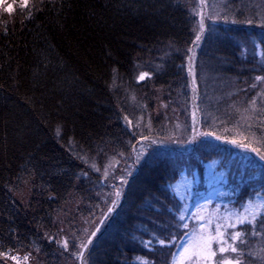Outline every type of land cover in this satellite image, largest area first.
<instances>
[{
    "label": "trees",
    "instance_id": "obj_1",
    "mask_svg": "<svg viewBox=\"0 0 264 264\" xmlns=\"http://www.w3.org/2000/svg\"><path fill=\"white\" fill-rule=\"evenodd\" d=\"M219 5L211 11L207 5V16L229 20H206L214 27L206 31L195 60V91L186 59L196 25L191 0H31L9 18L1 16L0 252L20 250L55 264L58 253L74 250L86 222L75 221L69 250L49 237L63 240L75 209L86 219L104 202L92 190L102 180L95 159L115 150L128 157L133 146L147 142L142 137L160 138L166 109L177 111L194 96L204 129L264 151V109L250 107L264 103V82L255 79L264 76V63L251 60L257 58L252 38L264 39V0ZM169 44L177 48L169 50ZM142 71L150 75L138 81ZM205 88L213 90L210 100ZM147 119L150 135L142 122ZM179 163L169 152L142 163L114 218L94 241L93 264H132L135 252L143 255L137 251L142 243L129 242L140 235L141 225L147 231L166 223L163 205L170 201ZM238 176L234 181L241 189L231 191L235 207L264 184V173L255 180L249 173ZM72 192L82 197L81 205L63 219V210L73 207ZM258 224L255 234L248 224L242 231L248 238L263 236L257 243L264 255V229ZM246 242L239 247L256 260ZM144 254L156 259L154 251Z\"/></svg>",
    "mask_w": 264,
    "mask_h": 264
},
{
    "label": "rangeland",
    "instance_id": "obj_2",
    "mask_svg": "<svg viewBox=\"0 0 264 264\" xmlns=\"http://www.w3.org/2000/svg\"><path fill=\"white\" fill-rule=\"evenodd\" d=\"M22 0H0V15L2 12L6 9H8V6L11 5V10H7L3 13V16L5 18H9L10 15L14 14L16 8L21 6ZM220 0H203V11L205 15L207 16V5L209 6V10L211 11L213 8L217 7L222 8L219 5ZM201 4V0H191V5L194 8L197 5ZM219 6V7H218ZM196 11H200V8H196ZM192 13L196 16V22L199 20V16L195 14V12L192 10ZM201 46V44H200ZM243 46V50L246 47ZM239 47V45H238ZM169 50H175L177 46L175 44H169L168 45ZM200 48V47H199ZM199 48H195V60L198 54ZM264 53V45L259 46L255 51V56L257 58H251V60H260L261 61V54ZM246 53L242 52L241 56L245 58ZM188 65V63H187ZM195 74V73H194ZM146 78V77H145ZM189 78L191 79L190 83L192 85V79L193 77L189 75ZM139 81V80H138ZM195 87H197V80ZM214 87V86H213ZM206 95L209 96V100L213 97L214 93L213 90L209 88H205ZM193 99V98H192ZM185 102V104H184ZM182 104L185 107L178 106L177 111L174 109H166L165 111V117H167L168 121L163 119V132L160 134V138H151L150 140L156 141V143L152 144L150 147L147 148L145 152V159L142 160L140 165H137V170L133 174V178H135L142 167V163H145L147 159H156V157L164 155L165 152H169L170 154H175V156L178 158V160L181 161L177 165V172L175 178L172 180V183L170 184V201L165 203L163 205V210H167L164 213V219L166 221L165 224L159 226L158 229H148L147 231L144 230V226L141 225V233L138 237H135L132 241L129 242V244L132 246L140 245L141 241H147V238L150 237L148 240H152V244L150 247H145L144 243H142V246H144V249L137 250L138 252H141L143 255L139 257L136 252L133 255V258L131 260L132 264H142L143 259H147L150 264H167L168 262V255H171L174 250V246L172 245H166L161 246L154 239H152L153 235L159 236L160 238H167L168 233L171 231H176V229L173 227L175 224V217L173 212L170 211V209L177 203V201L180 199V197H183V203L187 204L189 211V228H192L194 225H197L198 223L202 221H198L192 214L197 212V205H200V215L204 216L206 219L213 216V215H222L227 211H233V212H240L243 214V208L241 206L239 207H233L232 204H234L233 194L238 193L241 189V185L234 181L235 178L239 179L240 177H236L237 175H243V173H249L250 179L255 180L257 177L261 176L262 173H264V162H260L259 158L255 155V153H252L249 150L243 149L238 147L237 145H233L228 142V140H216L215 135L210 137H205L203 135H199L203 132H209L207 129L202 126L200 119V112H199V105L197 104L196 98L192 102H186L184 101ZM198 105V109L196 111V137L192 140L191 143H187L186 141L192 137L193 132V121H192V112H193V104ZM247 107V106H246ZM250 107H259L261 109H264V103L257 102V106L253 103L250 105ZM166 107H163V109ZM184 108V109H183ZM185 110V115H181L180 112ZM200 118V119H199ZM214 117H211V119ZM145 126L147 129V132L153 133L154 130H151L150 126V119H147L145 121ZM207 127H209V124H206ZM142 144H147V142H143ZM141 143H137L135 145V148L137 150H140ZM199 146L200 150L195 151V148ZM223 152V154H220L216 157H205L208 156V152L211 154L213 151ZM163 152V154H161ZM172 152V153H171ZM193 157L189 158L187 157L192 155ZM180 155V156H178ZM100 161V159H102ZM127 155L123 153H119L118 150H115V152H106L103 153L101 157H97L94 161L95 168L100 169L101 173V182L97 183V187L94 186L92 190H94L93 194L96 195L98 198L105 199L108 198V194L113 190L112 186L119 184L118 177L123 174V170L126 167L127 163H130L127 159ZM250 161H253L254 164L250 163ZM107 168L108 176H104V170ZM233 178V181L230 180ZM235 177V178H234ZM133 178L129 179V183ZM103 181H108L107 185H103ZM90 182V181H88ZM87 182V184H88ZM92 185V184H89ZM229 185L231 187H229ZM128 188V187H127ZM240 188V189H239ZM89 189V187H88ZM231 191H234L232 194ZM230 192V193H229ZM72 198H71V205L73 206L72 209H68L70 211V214H66L67 208H65L61 214V217L63 219H66L68 216H73V209L80 207L81 204L79 202L81 201L82 197H76V195L72 192ZM232 196V199H231ZM255 200V197L252 198ZM124 201L122 199L121 203ZM245 202V201H244ZM242 202V203H244ZM242 205V204H241ZM166 206V207H165ZM219 206V207H218ZM159 210H162V206H157ZM233 207V208H232ZM105 208L104 202H102V205L98 207L95 210L94 216H88L86 219L83 215H79L76 212V209L74 210V217L72 218V225L66 227L65 236L64 239H67V241H70L71 238L75 237L74 229L72 226H76V224H80L84 221L88 226L84 225V228L82 229V232L79 236V238H83L84 230L85 229H91L93 227L94 221H98L100 217V212L102 209ZM165 208V209H164ZM118 210V208H117ZM116 210V211H117ZM111 214L108 220L105 221V225L107 226L112 219L114 218V215L116 213ZM143 215V212L141 213ZM66 217V218H65ZM76 219V220H75ZM261 220V217L258 215L257 219L255 221V225L259 223ZM76 221V224H75ZM143 221H146L143 219ZM74 222V223H73ZM83 222V223H84ZM248 224L247 222L243 225ZM243 225H237L236 229L237 231H240V227ZM250 225V224H248ZM253 227L252 225H250ZM260 226V230L264 229V223ZM214 227V224H213ZM106 227L102 228V232L105 230ZM187 231L186 229H180L177 231V237L183 235V233ZM234 231L233 229L229 228L228 232ZM241 232V237H239L235 243L234 246L237 247L238 251L236 253H225L224 255L227 256L229 259L238 260L239 264H254L253 262L257 264H264V255L260 252L261 247L257 243L258 238L261 239L263 236H260L258 234L257 236H250L251 238H256L255 241H252L251 238L246 236V234L243 235V231ZM101 233L97 234V237ZM61 236V235H60ZM141 236H144L145 239L142 240ZM97 238H94V241ZM93 241V243H94ZM241 241H247L250 245V247L247 245V250L252 251V256L255 257L256 260H259L257 262L256 260H252L250 257L247 259L244 256V253L247 251L242 247H239L241 245ZM231 243V241H229ZM78 241L76 242V247L74 250H68L65 251V253H58L57 256L54 259L55 264H80L79 259L75 255L76 251L78 250ZM91 248V246H90ZM242 249V251H241ZM150 251H154L156 259L153 260L151 258H148L145 256L144 253H148ZM19 256H17L20 259L21 264H45L44 261L37 259L36 257H32L30 253L28 252H21L20 250L17 251ZM57 252V251H56ZM28 256V260L25 261L23 258L24 256ZM219 255V254H218ZM12 256H15L13 254H8L6 256L0 255V264H16L14 260L11 259ZM241 257H244L242 259ZM130 261V260H129ZM170 263V260H169ZM168 263V264H169Z\"/></svg>",
    "mask_w": 264,
    "mask_h": 264
},
{
    "label": "snow or ice",
    "instance_id": "obj_3",
    "mask_svg": "<svg viewBox=\"0 0 264 264\" xmlns=\"http://www.w3.org/2000/svg\"><path fill=\"white\" fill-rule=\"evenodd\" d=\"M29 0H22L21 7L27 8ZM36 7V5H33ZM196 8H200V11H196ZM11 10V5L8 6ZM199 20L196 22L193 28L194 38L191 41V46L186 50V59L188 61L187 70L190 76L193 77L192 85L195 91V74H194V64H195V48H199L202 40L206 39L205 33L210 32L214 25L206 26V20L215 21L217 19H223L225 23L228 22L229 17L224 15L223 17L219 15H208L206 16L203 11V0L201 4L195 6L192 9ZM31 15L30 12L27 13ZM232 23H237L236 19H232ZM247 23H252V20L245 21ZM261 25L264 26V19L261 20ZM253 51L255 54L256 49L260 45H264V39L257 41L255 37L252 38ZM261 63H264V53L261 54ZM150 75L147 71H142L138 75V80H144L145 77ZM261 82H264V76H257L255 78ZM195 100V96L193 97ZM198 105L193 104L192 121L193 135L186 142L191 143L195 139L196 133V111ZM127 119V118H125ZM60 127L57 125L56 134L59 136ZM199 135L205 137L213 136L212 132H203ZM143 140L147 141V144H142L140 150H137L135 146L132 148V152L126 158L130 163L126 164L123 174L118 177L119 184L113 185V190L108 194V198L105 199V208L101 210L100 217L98 221H94L93 227L91 229H85L83 238L77 237L78 240V250L75 255L80 261V264H93L92 252L94 249V238H97V234H102V228L106 227L105 221L109 219L112 213H114L117 208L121 206L122 199L125 198V189L129 187V179L133 178L134 172L137 170V165H140L142 160L145 159V152L148 147L156 143L154 140H150L147 136L142 137ZM216 140L224 139L221 136H215ZM233 145H237L240 148L249 150L259 158L260 162H264V151L259 148L252 147L250 144L239 142L235 139L228 141ZM123 155V153H121ZM250 163L254 164L253 161ZM95 167V165H93ZM96 171H100L96 168ZM86 175V173H85ZM104 176H108L107 168L104 170ZM252 193H254L255 200L252 199L251 195L249 198L242 203L243 214L240 212L227 211L222 215H213L209 218H205L200 215V205H197V212L192 215L198 220L202 221L192 228H189V208L187 204L183 203L184 198L180 197L177 203L170 209L175 217L174 228L176 231H171L168 233L167 238H160L159 236L153 235L152 239L156 241L161 246L172 245L176 248V251L172 253L171 264H239L238 260L229 259L225 256V253H236L238 251L237 247L234 246L235 241L241 237V232L235 230L237 225H243L246 222L253 226V234H255V221L257 216L261 217V222L264 223V184H261L259 188L253 187ZM219 207V206H218ZM214 224V227H213ZM231 228L234 231L228 232ZM180 229H186L182 236L177 238V231ZM49 240H55L57 244H63L65 249L68 248L67 239L60 240L55 237L50 236ZM231 241V243L229 242ZM145 247H150L152 240L142 241ZM90 246H92L90 248ZM219 254V255H218ZM0 255H5V253L0 252ZM12 260L16 264H21L20 259L17 256H12ZM25 261L28 260V256L25 255L23 258ZM142 264H150L147 259L142 260Z\"/></svg>",
    "mask_w": 264,
    "mask_h": 264
}]
</instances>
